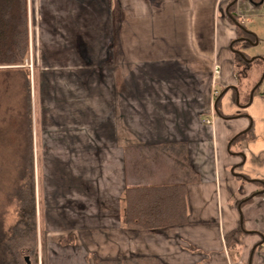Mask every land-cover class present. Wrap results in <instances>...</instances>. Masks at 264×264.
I'll list each match as a JSON object with an SVG mask.
<instances>
[{
	"label": "crops",
	"instance_id": "1",
	"mask_svg": "<svg viewBox=\"0 0 264 264\" xmlns=\"http://www.w3.org/2000/svg\"><path fill=\"white\" fill-rule=\"evenodd\" d=\"M232 2L28 0L47 264H264V84L245 100L231 49L233 15L264 17V3L237 0L229 15ZM172 143L184 146L182 166L162 149ZM151 151L169 155L175 180L128 172ZM180 181L187 223L122 226L126 186ZM238 227L231 256L224 236Z\"/></svg>",
	"mask_w": 264,
	"mask_h": 264
},
{
	"label": "trees",
	"instance_id": "2",
	"mask_svg": "<svg viewBox=\"0 0 264 264\" xmlns=\"http://www.w3.org/2000/svg\"><path fill=\"white\" fill-rule=\"evenodd\" d=\"M236 3L229 6V15L235 9ZM28 0H0V94L7 93L9 88H13L11 81H20L25 86V100L21 119L17 122L13 119L12 126L17 130V134L23 132L25 134V149L20 152L22 163L20 165V174L17 175L16 188L11 198L15 209L17 210L16 219L12 226L3 229L0 224V264H26L24 260L26 256L31 259V264L36 263L37 254V225L36 219V184L34 179V159L32 154V109H31V88L30 73L23 67L28 57L29 47V30H28ZM236 22L238 28V38L246 37L253 39L250 32H244L242 29L246 26L240 22L235 15L231 18ZM240 25V26H239ZM249 45L248 39H236L232 43L231 49L239 50L244 53L246 58H250V54L244 50ZM233 60L235 63V71L239 78L237 86L240 88L246 80H251L252 63L264 62L261 58H256L253 62H249L240 57V54L234 51ZM15 75V77H14ZM257 82V81H256ZM244 95L245 100L249 99V92L254 85ZM261 85V84H260ZM257 86V93L260 89ZM240 86V87H239ZM249 101V100H248ZM219 102L216 106L218 110ZM246 114L238 113L235 116ZM12 119V118H11ZM15 130V131H16ZM254 130L251 127L245 134H240L239 139H245L247 135ZM3 131V130H2ZM0 130V133L2 132ZM15 135V134H14ZM19 136V135H18ZM15 137V136H14ZM17 136L14 138L16 140ZM162 149L174 155L177 158L176 163L182 166V159L185 158L184 146L180 143H172V145H163ZM177 156V157H176ZM140 160V159H139ZM136 160L132 167L134 170H144L141 160ZM129 171H131L129 169ZM128 171V172H129ZM132 172V171H131ZM124 210L121 214L122 226L132 230H162L165 227H172L179 224H185L188 220V207L186 183L174 182L164 183L161 185H137L136 187L126 186L123 197ZM41 242L43 243V262L46 264L45 237L46 231L44 227L41 229ZM242 228L238 227L224 236L225 246L231 252V256L239 255V247L242 242ZM97 264H162L157 257L146 258H127V260H102Z\"/></svg>",
	"mask_w": 264,
	"mask_h": 264
},
{
	"label": "rangeland",
	"instance_id": "3",
	"mask_svg": "<svg viewBox=\"0 0 264 264\" xmlns=\"http://www.w3.org/2000/svg\"><path fill=\"white\" fill-rule=\"evenodd\" d=\"M242 23L246 26V28H243L242 30L244 32L249 31L253 37L252 40L249 38L250 39L249 45L244 50H246V52L250 54V58H254L258 56L256 54H259L260 52H264V17L263 15H261V13L260 14L254 13L251 15L246 13V17ZM28 30H29V25H28ZM255 30H256L255 33L257 34V36L254 33ZM30 37H32V34H30ZM29 47H30V38H29ZM30 54L31 52L29 50L28 57L25 60L23 67L26 68L27 72L30 73L29 75L30 83L32 84V88H31V97H32V100H31V109H32L31 116L32 117L31 118L33 122V125H32V134H33L32 154H33V159H34L33 168L35 172L34 179H35V184H36L37 181L39 182V179L41 178V174H42V171H41L42 159H41V152H40V149H42V146L40 144L39 136L35 134L36 126L38 124V121L36 118L37 117L36 112L38 111L36 109V103H35L36 101L35 99H37L35 95H36V87L38 86L37 84L38 71L36 70L35 65H34L35 60L31 58ZM252 55H256V56H252ZM252 64H253V67H251V69L255 71L256 66H259L258 68H260L261 71H259V74L256 75L255 77H253L252 75V78L251 80H249V82L244 80V83L247 82V85L251 86L253 85L254 82L257 81L256 84L254 85V88H255L258 81L262 79L263 77L262 74L264 72V62H256ZM261 83H260L261 84L260 87L262 89L263 88L262 86L264 84V79ZM10 85L11 86L13 85L12 86L13 88L11 89L9 88V90L6 91L7 93L5 94L4 93L0 94V130L1 131L3 130L0 133V224L3 225L2 226L3 229H6L12 226V224L14 223L16 219L17 210L15 209V205L13 203L14 199L11 198V195L17 186L16 185L17 175L20 174V165L22 163V160L20 158V155H21L20 152L25 149V143H26L24 140L25 134L23 132L17 134L18 132L15 127L13 128L12 122H11L13 119H15L18 122L22 116V113L21 115L19 114L20 110H25L23 109L24 100L26 98L25 88H24L25 86H23L20 81H15V80L11 81ZM254 88L252 87V89ZM248 102H250V100ZM14 136L15 137L17 136L18 138H16L15 140ZM18 151L20 152L18 153ZM139 156L140 157L142 156V157L141 158L138 157L134 161H130L131 158L130 160L128 159L127 166L132 172L135 171L133 169L134 167H132L133 163H135L136 160L140 159L142 162V167L144 168V170L142 169L143 171L141 172L143 173L146 172L147 175L151 172H156L160 174L159 176L162 177L161 179H168L169 181L175 180V179L173 180L170 179V178H173V175H171L169 170L170 168L173 170L174 166H172V163H169L168 161L169 155L166 156L165 154H163V152L158 153L155 151H151V153H148V155L139 154ZM147 158L149 160H147ZM141 180L146 181V179H143V178H141ZM150 183H153V182L150 181ZM36 187H37V184H36ZM35 192L37 196V200H36V209H37L36 219L38 221L37 233L39 234L37 238L38 250L35 256L36 257L35 264H42L44 246H43V243L41 242L42 240L41 239L42 237L41 229L42 227H44L43 224H45L43 221L44 209L42 208L43 204L41 203L42 198L40 195H38L36 188H35ZM47 237H48V234L45 237L46 238L45 246H47ZM47 250H48V246H47ZM47 250H46V254H47ZM46 259H47V256H46ZM47 262H48V259H47Z\"/></svg>",
	"mask_w": 264,
	"mask_h": 264
},
{
	"label": "water",
	"instance_id": "4",
	"mask_svg": "<svg viewBox=\"0 0 264 264\" xmlns=\"http://www.w3.org/2000/svg\"><path fill=\"white\" fill-rule=\"evenodd\" d=\"M236 2H237V0H233L232 4H234V3H236ZM239 26H240V25H239ZM247 32H249V31H247ZM243 39H248V40H250L249 38L242 37V38L239 39V41H240V40H243ZM233 42H235V41H233ZM233 42H232V43H233ZM232 43H231V44H232ZM232 50L238 52V53L240 54V57H241V58H243V59H245V60H247V61H249V62H253V61L257 58V57H256V58H246V57L244 56V53H241L239 50H235V49H232ZM258 58L263 59L262 56H258ZM263 61H264V59H263ZM262 75H263L262 79H260V80L258 81V83H257V85L255 86V88L252 89V91L250 92V94H249L250 99L252 98L253 93L256 91L257 86L260 85V83H261L262 80L264 79V72H263ZM233 88H234V89H237L235 86H234ZM236 98L238 99V96H237ZM216 106H217V103H216ZM216 106H215V108H216ZM24 260L26 261V264H31V262H32L31 259H29L28 256H26Z\"/></svg>",
	"mask_w": 264,
	"mask_h": 264
},
{
	"label": "built area",
	"instance_id": "5",
	"mask_svg": "<svg viewBox=\"0 0 264 264\" xmlns=\"http://www.w3.org/2000/svg\"><path fill=\"white\" fill-rule=\"evenodd\" d=\"M262 3H264V0H262ZM217 94H218L217 92H216V93H214V96L216 97V96H217Z\"/></svg>",
	"mask_w": 264,
	"mask_h": 264
},
{
	"label": "flooded vegetation",
	"instance_id": "6",
	"mask_svg": "<svg viewBox=\"0 0 264 264\" xmlns=\"http://www.w3.org/2000/svg\"><path fill=\"white\" fill-rule=\"evenodd\" d=\"M216 98H218V95H217V97H216ZM216 101H217V104H218V102H219V101H218L217 99H216Z\"/></svg>",
	"mask_w": 264,
	"mask_h": 264
}]
</instances>
